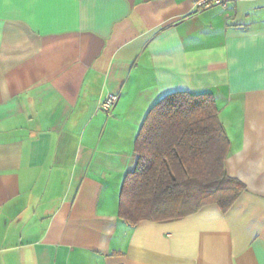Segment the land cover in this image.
Segmentation results:
<instances>
[{
	"label": "crops",
	"instance_id": "obj_1",
	"mask_svg": "<svg viewBox=\"0 0 264 264\" xmlns=\"http://www.w3.org/2000/svg\"><path fill=\"white\" fill-rule=\"evenodd\" d=\"M194 3L0 0V264H264V0ZM178 92L214 96L246 191L130 226L137 137Z\"/></svg>",
	"mask_w": 264,
	"mask_h": 264
},
{
	"label": "trees",
	"instance_id": "obj_2",
	"mask_svg": "<svg viewBox=\"0 0 264 264\" xmlns=\"http://www.w3.org/2000/svg\"><path fill=\"white\" fill-rule=\"evenodd\" d=\"M135 152L120 203V219L130 226L180 221L209 205L228 212L246 191L226 172L231 142L210 93L178 92L160 100L140 129Z\"/></svg>",
	"mask_w": 264,
	"mask_h": 264
},
{
	"label": "built area",
	"instance_id": "obj_3",
	"mask_svg": "<svg viewBox=\"0 0 264 264\" xmlns=\"http://www.w3.org/2000/svg\"><path fill=\"white\" fill-rule=\"evenodd\" d=\"M233 0H195L194 8L197 12L208 10L215 7L227 9ZM119 98L117 95H109L99 105V109L105 112H110L117 104Z\"/></svg>",
	"mask_w": 264,
	"mask_h": 264
}]
</instances>
